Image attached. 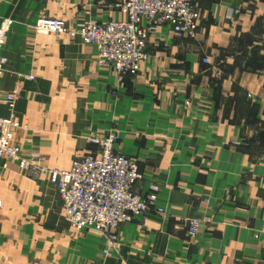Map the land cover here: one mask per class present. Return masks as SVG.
Masks as SVG:
<instances>
[{"label":"crops","instance_id":"0c3cea01","mask_svg":"<svg viewBox=\"0 0 264 264\" xmlns=\"http://www.w3.org/2000/svg\"><path fill=\"white\" fill-rule=\"evenodd\" d=\"M118 1L0 0V22L13 19L0 98L15 92L0 116L38 167L66 169L96 149L90 134L113 133L163 213L122 223L104 254L100 234L69 225L47 169L0 158V264H264V0H194V36L156 27L123 79L94 44L34 29L40 16L120 21Z\"/></svg>","mask_w":264,"mask_h":264},{"label":"built area","instance_id":"2783aa9c","mask_svg":"<svg viewBox=\"0 0 264 264\" xmlns=\"http://www.w3.org/2000/svg\"><path fill=\"white\" fill-rule=\"evenodd\" d=\"M116 7L125 13V19L103 23L88 21L72 28L66 21L40 16L34 26L37 33H55L68 37L78 36L97 48L99 64L109 63L119 79L137 70L147 58V39L156 27L171 24L176 37L194 36L200 21V12L194 0H119ZM13 25L11 17L0 22V50ZM209 63L208 58H203ZM6 58L0 53V76L5 70ZM15 92L0 98L11 102ZM13 122L0 116V158L17 161L20 168L46 170L62 201V211L74 229H90L104 240V254L117 249L116 229L138 215L151 211L162 214L155 206L159 186L151 184L147 193L137 185L142 175L136 159L115 151L116 136L111 132L90 134L88 140L94 151L76 157L66 169L36 166L35 159L19 154L13 143ZM5 166V164H4ZM197 220L186 224V234L194 237L200 233Z\"/></svg>","mask_w":264,"mask_h":264},{"label":"rangeland","instance_id":"374dc122","mask_svg":"<svg viewBox=\"0 0 264 264\" xmlns=\"http://www.w3.org/2000/svg\"><path fill=\"white\" fill-rule=\"evenodd\" d=\"M50 168L52 169V168H58V167H50ZM36 171H38V170H36ZM39 172H41V171H39ZM48 174H49V173H48ZM49 181H50V179H49ZM49 183H51V184H52V182H51V181H50ZM52 185H53V188H56L54 184H52ZM64 216H65V215H64ZM65 218H66V217H65ZM66 220H67V219H66Z\"/></svg>","mask_w":264,"mask_h":264}]
</instances>
